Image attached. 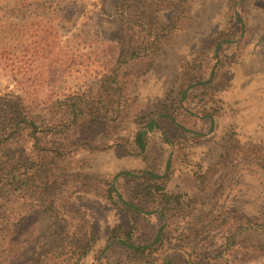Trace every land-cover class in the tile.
<instances>
[{"label": "rangeland", "instance_id": "rangeland-1", "mask_svg": "<svg viewBox=\"0 0 264 264\" xmlns=\"http://www.w3.org/2000/svg\"><path fill=\"white\" fill-rule=\"evenodd\" d=\"M121 2L0 0V94L54 115L67 97L96 93L128 46ZM156 2L159 21L175 26L126 78L120 117H89L50 140L67 148L70 168L109 179L125 195L138 182L122 172L165 174L170 162L157 183L175 200L163 217L156 208L127 210L100 183L66 187L89 224L90 250L79 264H264V168L236 154L264 148V0ZM223 32L232 42L216 48ZM152 117L159 127L139 153L136 133ZM20 211L0 236V264H31L76 225L46 209ZM162 228V243L146 254L120 243L131 231L137 245H149Z\"/></svg>", "mask_w": 264, "mask_h": 264}, {"label": "trees", "instance_id": "trees-1", "mask_svg": "<svg viewBox=\"0 0 264 264\" xmlns=\"http://www.w3.org/2000/svg\"><path fill=\"white\" fill-rule=\"evenodd\" d=\"M160 5L155 0H123L118 13L123 17L129 33L128 46L112 71L105 75L96 93H78L59 103V113L43 114L29 111L24 99L13 93L0 94V236L11 229L21 209H46L57 219L64 215L76 221L72 235L57 233L53 242L35 256L31 264H79L90 250L88 219L69 198H65L66 187L80 190L85 187L101 188L109 200L115 196L127 210L151 214L159 210L163 217L169 211L175 196L164 192L158 180L168 177L171 163L165 174L153 170L140 173L124 171L129 180H135V187H128L126 195L113 181L99 175L81 173L70 168L67 148L51 142V138L65 139L82 120L93 118L99 121L116 120L124 111L126 78L145 62L155 51L162 36L175 24L159 21L157 12ZM241 21L243 19L241 18ZM144 35L137 36L136 27ZM232 33H221L215 41L216 48L224 42H232ZM206 116H211L206 114ZM159 127L152 117L136 133L135 144L139 153L146 149V137ZM237 155L256 161L264 168V148L254 144L239 147ZM75 188V189H76ZM160 192H156V191ZM206 228V227H205ZM117 227L113 237L116 235ZM209 230V229H207ZM162 228L149 245H137L132 241L131 231L120 238V243L132 251L146 254L162 243ZM109 246V245H108Z\"/></svg>", "mask_w": 264, "mask_h": 264}]
</instances>
